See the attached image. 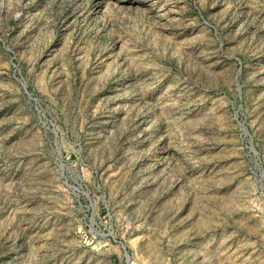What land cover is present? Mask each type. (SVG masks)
<instances>
[{
    "label": "rangeland",
    "instance_id": "374dc122",
    "mask_svg": "<svg viewBox=\"0 0 264 264\" xmlns=\"http://www.w3.org/2000/svg\"><path fill=\"white\" fill-rule=\"evenodd\" d=\"M0 264H264V0H0Z\"/></svg>",
    "mask_w": 264,
    "mask_h": 264
}]
</instances>
